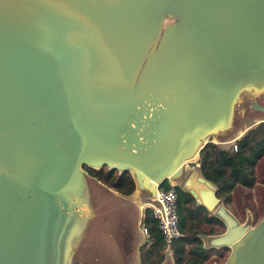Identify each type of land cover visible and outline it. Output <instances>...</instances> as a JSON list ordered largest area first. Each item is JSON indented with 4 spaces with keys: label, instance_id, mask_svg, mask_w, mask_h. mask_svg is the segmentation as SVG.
I'll return each instance as SVG.
<instances>
[{
    "label": "water",
    "instance_id": "water-1",
    "mask_svg": "<svg viewBox=\"0 0 264 264\" xmlns=\"http://www.w3.org/2000/svg\"><path fill=\"white\" fill-rule=\"evenodd\" d=\"M260 80L264 0H0V264H69L84 168L153 193ZM181 187L220 209L195 170ZM219 213L222 264H264V213L252 227Z\"/></svg>",
    "mask_w": 264,
    "mask_h": 264
},
{
    "label": "trees",
    "instance_id": "trees-1",
    "mask_svg": "<svg viewBox=\"0 0 264 264\" xmlns=\"http://www.w3.org/2000/svg\"><path fill=\"white\" fill-rule=\"evenodd\" d=\"M196 163L199 174L214 186L217 206L231 203L242 217L245 211L250 212L253 218L262 215L264 120L246 128L226 147L207 140L197 152ZM84 169L87 175L122 195L133 190L134 183L127 170L117 172L105 167ZM158 187L162 190L172 188L175 191L176 223L180 234L166 248L155 220L146 209L142 224L147 230L148 243L139 247L138 264H161L165 249L171 254L172 264H208L213 259L223 257L226 246L204 247L200 238L202 234L221 232L224 229L221 217L196 203L181 184L170 185L164 179ZM253 200L257 202V209Z\"/></svg>",
    "mask_w": 264,
    "mask_h": 264
},
{
    "label": "crops",
    "instance_id": "crops-1",
    "mask_svg": "<svg viewBox=\"0 0 264 264\" xmlns=\"http://www.w3.org/2000/svg\"><path fill=\"white\" fill-rule=\"evenodd\" d=\"M239 135L234 137L231 140V142L235 138L239 137ZM224 142L226 143L228 141H224ZM191 159L194 160L193 161L190 160V162L188 163L192 168L187 171L185 176L191 170H195L197 174L200 175L196 168L197 155H195V157ZM130 176L134 183L133 190L127 195H122L116 190L104 185L94 177L89 176L87 175V173L84 172V178L86 184V188H85L86 201L84 207L85 212L82 214L81 225L78 227L79 228L78 233L71 242V244H69L70 245L69 264H71L70 263L71 261L72 264H82V261L80 262L77 260H73L72 256L74 255L75 248L78 246V244L84 237L88 225H90L91 223H92L91 241L92 240L98 242L103 241L101 244L102 246L98 248L99 250L104 249L109 255H111L110 260L106 261L108 264H138L139 263V247L141 245L148 243L147 230L145 233L142 231V229L141 230L138 229L140 233H136V231L133 229L131 233H126V227L122 228V225H118L117 219H121V220L128 219L129 216H128V212L126 211V208L132 209L131 207L132 205L136 212L137 224L141 223V225H143L142 220L144 217V211L146 209L149 210L148 205L152 199V193L149 190L141 187V184L139 182L137 183V181L135 180V178L131 173ZM185 176L182 178V180L185 178ZM87 177L92 179L93 188L95 192L90 190V187H88L89 184L87 182ZM167 181L170 185L176 184L174 180H167ZM218 206H220V209L218 210V208L216 207L217 210H214L215 209L214 208L213 210H211V213H216L218 216H220L219 211L222 210L224 214L230 216V214L226 213L224 204L222 205L220 204ZM230 217L232 218V216ZM221 219L225 226V222L222 217ZM225 230H226V226L221 232H217L210 235H203V234L200 235L202 245L204 247H214V248L219 247L220 245L217 244L216 239L223 232H225ZM107 246L110 247V250L106 248ZM167 257H170V260ZM164 260L167 261L168 264H172V257L169 250L167 249L164 250V256L161 264H163ZM95 261L97 262V264H106V263H100L99 259H96Z\"/></svg>",
    "mask_w": 264,
    "mask_h": 264
},
{
    "label": "rangeland",
    "instance_id": "rangeland-1",
    "mask_svg": "<svg viewBox=\"0 0 264 264\" xmlns=\"http://www.w3.org/2000/svg\"><path fill=\"white\" fill-rule=\"evenodd\" d=\"M165 20L166 22L164 24H167L168 22H172L169 18L168 20L170 21H168L167 18ZM253 104L264 106V92L256 96L246 94L243 91L239 92L237 99L235 100V102L232 103L230 107L226 128H224L222 131L218 132L217 134L209 135L206 140L216 142L218 145L222 147H226L230 144L228 142H231V140L237 135L239 134L241 135L246 128L254 125L256 123L255 121H257L260 118L264 119V113L261 112L260 110H257L256 108H253L252 106ZM224 141H228V142L225 143ZM190 160L193 161L194 159H190ZM191 168L192 167L189 165V163L185 164L183 167L182 175L174 179V182H176V184H182V178L185 176L187 171L190 170ZM87 182L89 184L88 187H90V190L95 192L93 188L92 179L87 177ZM255 200H256V197H255ZM255 200L253 201L255 204V208L257 209L258 206ZM110 202H113V201H110ZM131 207L132 209L126 208V211L128 212V216H129L128 219L126 220L117 219L118 225H122V228L126 227V233H131L133 229L136 231V233H140L138 229L141 230V223L137 224L135 209L132 205ZM224 207L226 209L225 210L226 213L230 214V216H232V218L236 221V223L240 224L241 226H245V227L255 226L258 223V221L261 219L264 213L263 211L262 215L256 218H253L250 212L245 211L242 217L240 215V212H238L236 207L233 206L231 203L224 204ZM214 210H217V209L215 208ZM216 229H219V228H216ZM91 235H92V223L88 225L87 231L84 237L82 238L78 246L75 248L74 255L72 256L73 260H77L80 262L82 261V264H97L95 260L99 259L100 263L108 264L106 261L110 260L111 255H109L104 249L99 250L98 248L102 246L101 244L103 241L101 242L93 241V240L91 241ZM106 248L110 250L109 246H107ZM228 253H229V248L227 247V249L224 250L223 252V257H219L218 259H213L209 261L208 264L224 263V260L228 256ZM167 258L170 260V257H167ZM70 263L72 264V261ZM163 264H168V263L167 261L164 260Z\"/></svg>",
    "mask_w": 264,
    "mask_h": 264
},
{
    "label": "built area",
    "instance_id": "built-area-1",
    "mask_svg": "<svg viewBox=\"0 0 264 264\" xmlns=\"http://www.w3.org/2000/svg\"><path fill=\"white\" fill-rule=\"evenodd\" d=\"M175 201L176 194L172 188L162 190L156 187L148 205L150 216L155 220L166 248L180 234L176 223ZM141 229L146 233V228L143 225H141Z\"/></svg>",
    "mask_w": 264,
    "mask_h": 264
},
{
    "label": "bare ground",
    "instance_id": "bare-ground-1",
    "mask_svg": "<svg viewBox=\"0 0 264 264\" xmlns=\"http://www.w3.org/2000/svg\"><path fill=\"white\" fill-rule=\"evenodd\" d=\"M168 20V18H167ZM170 21V20H168ZM241 90L243 92H245L246 94H250V95H259L261 94L262 92H264V80H260V81H256L254 82L253 84H241L239 87H238V91ZM237 94L235 95L234 97V100L235 101L237 99ZM249 98V97H248ZM244 100V99H243ZM235 108V107H234ZM232 119V118H231ZM227 124V123H226ZM229 128V127H228ZM224 128H216L215 130L216 131H222ZM214 130V132H215ZM223 134V133H222ZM206 137V134L205 133H200L196 138H195V143H194V148H193V151H192V155L189 157V158H194L195 157V149L197 147H199V145L201 144V142L205 139ZM138 183V182H137ZM88 210V209H87ZM92 211V210H91ZM90 211V212H91ZM78 243V242H77Z\"/></svg>",
    "mask_w": 264,
    "mask_h": 264
},
{
    "label": "flooded vegetation",
    "instance_id": "flooded-vegetation-1",
    "mask_svg": "<svg viewBox=\"0 0 264 264\" xmlns=\"http://www.w3.org/2000/svg\"><path fill=\"white\" fill-rule=\"evenodd\" d=\"M257 110H258V109H257ZM260 120H264V119H263V118H262V119L260 118V119H258L256 122H258V121H260Z\"/></svg>",
    "mask_w": 264,
    "mask_h": 264
}]
</instances>
